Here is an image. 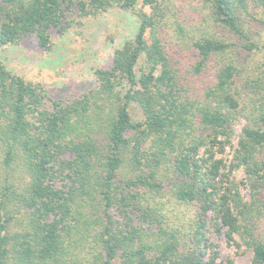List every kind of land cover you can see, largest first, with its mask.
Instances as JSON below:
<instances>
[{"label": "trees", "instance_id": "1", "mask_svg": "<svg viewBox=\"0 0 264 264\" xmlns=\"http://www.w3.org/2000/svg\"><path fill=\"white\" fill-rule=\"evenodd\" d=\"M72 7L137 32L68 100L0 62V264H233L213 224L264 264V0H0V49L51 51Z\"/></svg>", "mask_w": 264, "mask_h": 264}, {"label": "rangeland", "instance_id": "2", "mask_svg": "<svg viewBox=\"0 0 264 264\" xmlns=\"http://www.w3.org/2000/svg\"><path fill=\"white\" fill-rule=\"evenodd\" d=\"M251 10L262 16V11L251 2ZM64 29H53V48L44 51L32 37L12 47L0 49V62L9 70L25 79L42 83L50 97L68 100L96 85L94 72L98 67H110L116 48L124 40L133 38L137 32V18L131 11L112 8L98 16L81 15L77 7H72L64 22ZM264 41V31L263 35ZM261 39V38H260ZM181 49V47H180ZM264 61V51L255 56V61ZM242 123L236 125L237 138ZM237 140L235 141L236 146ZM234 148H228L222 155L224 172L235 179L245 200L250 199L247 177L242 169L232 167ZM227 228L213 224L207 231L208 256L217 257L218 262L229 259L233 264H253V252L231 239Z\"/></svg>", "mask_w": 264, "mask_h": 264}]
</instances>
